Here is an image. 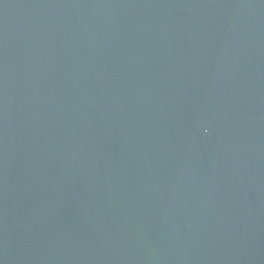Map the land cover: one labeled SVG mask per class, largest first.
I'll use <instances>...</instances> for the list:
<instances>
[{
	"label": "water",
	"instance_id": "water-1",
	"mask_svg": "<svg viewBox=\"0 0 264 264\" xmlns=\"http://www.w3.org/2000/svg\"><path fill=\"white\" fill-rule=\"evenodd\" d=\"M0 264H264V0H0Z\"/></svg>",
	"mask_w": 264,
	"mask_h": 264
}]
</instances>
